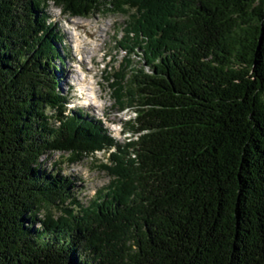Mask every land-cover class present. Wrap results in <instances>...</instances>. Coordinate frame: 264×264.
Listing matches in <instances>:
<instances>
[{"label": "trees", "instance_id": "obj_1", "mask_svg": "<svg viewBox=\"0 0 264 264\" xmlns=\"http://www.w3.org/2000/svg\"><path fill=\"white\" fill-rule=\"evenodd\" d=\"M50 5L129 18L128 142L68 108ZM99 152L87 205L42 162ZM0 264H264V0H0Z\"/></svg>", "mask_w": 264, "mask_h": 264}, {"label": "rangeland", "instance_id": "obj_2", "mask_svg": "<svg viewBox=\"0 0 264 264\" xmlns=\"http://www.w3.org/2000/svg\"><path fill=\"white\" fill-rule=\"evenodd\" d=\"M47 13L51 22L57 25V29L62 34L63 42H60L61 57L64 58V66L56 62L59 71V82L63 92L69 98L68 108L80 110L88 117L101 120L108 129L109 134L119 143L124 144L131 139L129 125L126 122L132 120L136 115L133 109L123 111L117 104L115 88L113 89L114 76L118 70L122 74L126 73L128 62L138 68L143 64L141 52L129 56L119 48V41L122 31L126 27L128 17L123 13H100L89 18L65 17L61 9L50 5ZM80 20L84 25H76L75 21ZM79 34L83 42L82 51L77 49L74 35ZM96 49L94 53L92 50ZM92 52L89 54V52ZM94 55V58L83 61V56ZM83 71V72H82ZM79 72V73H78ZM90 72V73H89ZM81 73V74H80ZM84 76H83V75ZM78 75L90 80L94 84L99 83L96 91L99 95L97 102L84 104L85 94L78 86ZM86 77V78H85ZM120 79V74L117 76ZM92 106H91V105ZM95 104V105H93ZM101 107H99V106ZM62 158H68V154L56 153L43 157V165L48 169L57 168L62 170L64 176L70 177L75 183V196L79 198V203L87 205L95 198L98 191L108 188L111 178L104 172L103 165H109V153L99 152L94 157L87 156L79 164H68Z\"/></svg>", "mask_w": 264, "mask_h": 264}, {"label": "bare ground", "instance_id": "obj_3", "mask_svg": "<svg viewBox=\"0 0 264 264\" xmlns=\"http://www.w3.org/2000/svg\"><path fill=\"white\" fill-rule=\"evenodd\" d=\"M75 24L76 25H84V23L81 21L80 22V20H78V21H75ZM74 38L76 39V44H78L77 46V49L79 50V51H82L83 50V48L81 47L82 46V44H83V42H85V41H82L81 40V38L79 37V34H76V35H74ZM94 53L96 52V49H93L92 50ZM90 53H92L91 51L89 52V54ZM83 58V61L85 62V61H89L90 60V63H91V60L94 58V55H91V56H83L82 57ZM79 73V72H78ZM90 73V72H89ZM81 74V73H80ZM83 75V74H82ZM82 75L80 76V75H78V79H77V81H78V86H77V88H82V90L84 91V94L86 95L85 96V100H84V104H87V103H90L89 101H91V102H97L98 100H99V95H98V93H97V91H96V88H97V86L99 85V83H97L96 82V84H94V83H92V82H89L90 80H88L87 81V79H85L84 80V78L82 77ZM84 76V75H83ZM86 78V77H85ZM91 105V104H90ZM93 105H95V104H93ZM92 106V105H91ZM97 106H99V105H97ZM102 106V105H101ZM101 106H99V107H101ZM103 107V106H102Z\"/></svg>", "mask_w": 264, "mask_h": 264}]
</instances>
